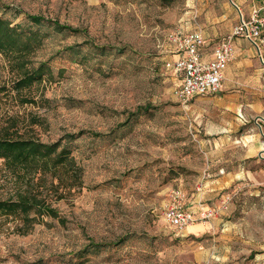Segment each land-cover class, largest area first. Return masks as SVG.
<instances>
[{"label": "rangeland", "instance_id": "374dc122", "mask_svg": "<svg viewBox=\"0 0 264 264\" xmlns=\"http://www.w3.org/2000/svg\"><path fill=\"white\" fill-rule=\"evenodd\" d=\"M2 6L15 22L43 14L83 32L47 38L36 59L56 55L53 73L22 95L3 94L0 129L45 142L86 134L75 142L79 186L20 178L0 160V198L36 187L62 218L22 233L0 216V264H264V79L233 80L241 112L221 91L181 102L180 75L166 61L177 54L170 36L184 0H0V14ZM78 42L84 58L67 52ZM95 44L116 49L98 55ZM14 76L0 54V86ZM145 105L148 114L127 120ZM180 190L187 207L214 205L217 215L172 226L166 213ZM122 237L78 256L90 241Z\"/></svg>", "mask_w": 264, "mask_h": 264}, {"label": "trees", "instance_id": "16d2710c", "mask_svg": "<svg viewBox=\"0 0 264 264\" xmlns=\"http://www.w3.org/2000/svg\"><path fill=\"white\" fill-rule=\"evenodd\" d=\"M2 7L0 54L6 58L15 76L11 86H0V99L3 94L12 91L22 95L25 89L31 90L53 73L52 62L56 55L43 60L36 59V54L44 46L47 38L53 34L83 32L78 27L43 14L25 13L21 21L15 22V19L7 15L10 10L8 6ZM91 48L96 54L104 56L116 49L96 44L91 45ZM66 49L71 56L84 58V42L67 45ZM119 50V53L126 51L125 47ZM23 101H34V99L24 98ZM151 108L152 105L139 106L130 112L127 120L148 114ZM84 134L86 131L67 133L57 141L45 142L35 137L24 136L5 126L0 129V160L11 173L20 178L39 175L42 180L52 177V183L57 182L58 186L64 185L69 188L79 186L82 185L84 169L77 161L75 142ZM92 135L100 137L102 133L92 132ZM0 216L20 222L16 228L22 233H27L35 222H40L45 216L62 219L59 210L36 187L26 189L21 187L13 196L0 198ZM129 238L122 237L109 242L90 241L80 250L78 256L117 247Z\"/></svg>", "mask_w": 264, "mask_h": 264}, {"label": "built area", "instance_id": "2783aa9c", "mask_svg": "<svg viewBox=\"0 0 264 264\" xmlns=\"http://www.w3.org/2000/svg\"><path fill=\"white\" fill-rule=\"evenodd\" d=\"M264 32V9L255 8L248 20L241 21L230 33L223 36L214 49L210 60L203 58L202 47L205 36L201 31H174L170 42L177 56L166 61V67L180 75V83L175 89V95L184 103L197 96L214 94L223 88L226 78V68L235 58V40L244 37L252 42L262 38ZM185 196L178 191L170 201L167 218L170 224L184 228L201 218L209 219L217 215L216 206L200 205L191 209L185 204Z\"/></svg>", "mask_w": 264, "mask_h": 264}, {"label": "crops", "instance_id": "0c3cea01", "mask_svg": "<svg viewBox=\"0 0 264 264\" xmlns=\"http://www.w3.org/2000/svg\"><path fill=\"white\" fill-rule=\"evenodd\" d=\"M255 8L264 9V0H184V10L176 27L182 32L201 31L206 40L202 47L203 58L210 60L218 41L233 31L241 21L250 19ZM235 48V58L225 71L226 78L220 90V98L225 102L232 100L226 105L228 110L241 112L243 101L238 104L233 100L239 94L230 85L233 80L246 75L257 80L264 79V32L256 42L244 37L236 38ZM190 208L198 209V206Z\"/></svg>", "mask_w": 264, "mask_h": 264}]
</instances>
